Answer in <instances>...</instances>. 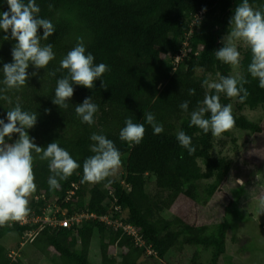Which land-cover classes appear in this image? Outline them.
I'll return each instance as SVG.
<instances>
[{
    "label": "trees",
    "instance_id": "16d2710c",
    "mask_svg": "<svg viewBox=\"0 0 264 264\" xmlns=\"http://www.w3.org/2000/svg\"><path fill=\"white\" fill-rule=\"evenodd\" d=\"M249 2L254 8L264 9V0ZM36 3L39 17L50 20L55 27L53 36L41 41L52 44L55 59L45 69L29 66L26 85L8 93L12 104L0 100V119L7 123V111L17 102L23 110L36 112L37 123L27 130L34 143L46 148L56 141L80 164L67 180L60 181L59 189L52 190L48 185L52 175L48 162L33 153L37 187L29 197L28 216H44L57 205L60 212H66L58 213V219H74L69 228L19 222L0 226V264H25L21 259L26 255L22 239L33 244L41 239L43 245L32 247L33 250L48 258L51 250L56 256L52 262L56 264H227L221 262L233 250L236 240L228 238V231L236 227L225 220L210 231L196 223L190 207L193 203L206 205L225 182L232 167V160L223 155L228 138L238 131L251 136L264 133L260 120L252 121L240 112L261 110L264 116V89L247 71L250 49L243 50L239 66L240 76L248 81L244 85L250 93L247 100L239 103L238 98L219 94L222 105L237 101L239 111H232L234 127L224 132L222 138L189 125L190 113L197 103L206 93L216 94L214 89L204 86V80L213 81L210 76L217 79V72L231 76V65L217 60L214 53L223 47L229 21L242 0ZM49 4L54 6L51 11ZM4 11H8L6 0H0V13ZM5 35L10 37V30H0V80L4 64L13 62L11 50L15 44L11 38L4 40ZM38 35L43 36V29H38ZM77 37H83L86 54L94 56V63H104L110 70L101 77L105 88H101L100 80L95 81L92 89L73 84L69 107L60 109L52 99L57 80L67 75V70L56 71L55 76L48 73L59 68L60 60L76 45ZM33 72L37 75L33 76ZM189 89H194L195 94L190 96ZM89 97L99 106L91 126L82 123L74 111ZM184 101H189L187 112L179 107ZM147 112L163 124L161 134H153L144 119ZM125 118L144 124L146 131L139 144L119 139ZM178 131L192 138L196 149L193 154L179 145ZM94 132L114 142L121 153L122 171L99 183H81L83 162L93 155L90 136ZM18 138L14 133L5 142L14 143ZM203 181L212 182L202 187ZM182 201H189L182 216L163 217L165 211ZM116 220L134 227L153 253L147 254L133 236L110 223ZM96 236L99 262H93L91 254ZM110 248L118 251L117 256L109 253ZM15 252L19 254L13 258L10 254ZM201 252L208 253L207 257L201 256Z\"/></svg>",
    "mask_w": 264,
    "mask_h": 264
},
{
    "label": "clouds",
    "instance_id": "9594fccd",
    "mask_svg": "<svg viewBox=\"0 0 264 264\" xmlns=\"http://www.w3.org/2000/svg\"><path fill=\"white\" fill-rule=\"evenodd\" d=\"M8 11L0 13V30L11 36L5 35L4 40L11 38L15 44L11 50L12 63L3 66V79L0 80V100L12 104L8 93L19 91L29 78L28 68L32 65L36 69H45L55 59L52 44H42L55 33L53 23L39 17L40 8L36 0H6ZM49 10L53 5L49 4ZM228 35L222 40L223 47L215 51L217 60L238 67L241 53L238 46L243 45L250 49L251 61L247 67L248 73L258 79L259 87L264 89V9L254 8L249 0L234 9V16L229 21ZM38 29H43V36L38 35ZM94 56L86 54L83 37H77L76 45L60 60L59 68L50 71L48 75L55 76L56 71L67 70V75L58 79L52 103L60 109L69 107L68 101L73 97V84L92 89L95 81H101V88H105L101 77L109 71V66L94 63ZM33 76L37 73L33 72ZM217 79L204 80V86L215 90L216 94L206 93L203 100L190 113V127L196 126L204 133L220 136L232 129L235 119L232 114V105H222L221 93L228 98H238L239 103H244L250 93L244 87L248 81L240 76H224L216 73ZM107 90V89H105ZM190 96L195 94L194 89H189ZM17 97V101H18ZM179 107L187 112L189 101L182 102ZM46 113L49 110H45ZM75 114L89 126L95 124L94 116L99 111V106L93 102L92 97L74 107ZM207 116L206 114H209ZM144 119L153 129V134L159 135L164 131L163 124L156 120L153 113L147 112ZM37 123V113L25 111L17 102L7 111V123L0 119V226L9 222H22L30 214L29 197L35 192V175L33 171V153L41 161L48 162L52 175L48 179L50 189L60 188V181L67 180L80 164L70 153L54 141L46 148L37 146L27 132ZM125 126L119 132V139L123 142L139 144L145 135V126L134 123L131 118H125ZM19 138L14 143H6L5 138L11 139L12 134ZM176 139L181 147L193 154L196 149L192 146V138L184 131H178ZM90 151L93 153L83 162V175L81 183H99L114 175L121 166V153L114 142L103 134L92 133ZM243 183L242 180H237ZM56 208L57 205H56ZM258 214H264V193L260 195L257 203Z\"/></svg>",
    "mask_w": 264,
    "mask_h": 264
},
{
    "label": "rangeland",
    "instance_id": "374dc122",
    "mask_svg": "<svg viewBox=\"0 0 264 264\" xmlns=\"http://www.w3.org/2000/svg\"><path fill=\"white\" fill-rule=\"evenodd\" d=\"M245 48L242 44L238 46L241 60L243 59L242 54ZM239 66L235 68L231 66V76L240 75ZM209 78L213 81L216 80L213 76ZM236 103V100L232 101V111L234 112L239 111ZM240 112L252 121L260 120L259 124L264 132V116L262 117L263 113L261 110L251 111L243 109ZM220 137L223 138V135L221 134ZM231 137L228 138L223 151V155L228 156L232 160V167L227 174L225 182L219 187L214 197L207 201L206 205H201L200 203L191 204V216L196 219L198 225H204L210 231L218 228L219 224L225 222V220L236 227L233 231H228V238L236 239L232 244L233 250L229 252L227 257H223V260L221 259V263L264 264V214L260 215L257 212L258 198L264 193V133L251 136L245 132L239 133L238 131ZM217 150L219 149L216 148V153ZM121 171L122 165L117 172L120 173ZM237 180H242L243 183H239ZM211 182L203 181L202 187ZM188 202L182 201L178 205L176 204L172 210L165 211L162 214L163 217L170 219L177 215L182 216ZM58 213L65 214L66 212H60L58 208L54 210L48 209L46 216L48 218L56 217ZM12 238L14 239L13 236ZM24 240L22 239L20 243L23 242L21 245L26 254L21 257L25 264H56L52 262L56 256L51 250H49V253H51L49 258L33 250L32 247L37 248V246L40 247V244L43 245L41 239H38L35 244ZM109 253L117 256L118 251L110 248ZM18 254L15 252L10 255L16 258ZM91 254L93 255V262L100 261L98 236L92 241ZM202 255L207 257L208 253L201 252ZM151 263L153 262L151 261ZM158 264L165 263L160 262Z\"/></svg>",
    "mask_w": 264,
    "mask_h": 264
},
{
    "label": "built area",
    "instance_id": "2783aa9c",
    "mask_svg": "<svg viewBox=\"0 0 264 264\" xmlns=\"http://www.w3.org/2000/svg\"><path fill=\"white\" fill-rule=\"evenodd\" d=\"M55 209H57V208H55ZM58 210L60 211V209H58ZM73 219L74 218H68V217H65L63 219H58L57 216L48 218L46 215H44V216L32 215V216H28L24 221L19 222V223L22 225H24V224H38V223H40V225H44V224L49 223V224H52L53 226L58 224L62 228H69L71 226ZM110 223H112L116 228L124 229L128 235L133 236L135 241H136V244L139 247L144 248L146 250L147 254L151 255L153 253V251L150 249V247H148L146 245V242L144 241L142 236L138 233V231L134 227H132L131 225H124L123 223L119 222L118 220H116L115 222L112 221ZM29 236H31V234Z\"/></svg>",
    "mask_w": 264,
    "mask_h": 264
}]
</instances>
